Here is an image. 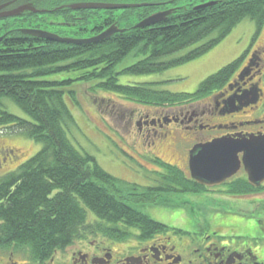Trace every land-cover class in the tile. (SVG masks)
Masks as SVG:
<instances>
[{"label":"trees","instance_id":"16d2710c","mask_svg":"<svg viewBox=\"0 0 264 264\" xmlns=\"http://www.w3.org/2000/svg\"><path fill=\"white\" fill-rule=\"evenodd\" d=\"M18 1L29 2L28 5L37 8L64 3L66 7L54 12L57 14L72 13L69 6L74 3L125 2ZM133 1L151 5L119 10L127 14V19L123 18V14L118 20H141L163 5L178 6L173 5L176 1ZM206 1L209 0H192L187 6H179L177 12L164 23L137 29L130 27L124 33L105 40L101 46L49 42L33 36L8 39L0 44V132L23 134L42 146L35 156L0 180V246L16 243L18 248L32 257L46 259L93 233L124 241L133 237L134 232L130 229H135L139 231L140 239L147 240L170 228L148 215L144 210L146 207L182 208V205L164 201L172 200V196L203 192V187L183 170L161 159L154 160L161 170L154 173L158 176L156 184L145 187L115 178L94 157L80 153L66 132L74 118L63 87L80 82L81 75L86 80H100L97 84L99 88L122 94L124 98L137 103L157 107L194 101L220 90L242 65L249 51L204 80L194 93L158 90L154 83L136 86L119 81V76L152 75L200 58L225 39L245 18L255 23L257 33L263 30L264 0H214L217 3L212 6L195 8ZM138 11H142V14L132 17ZM100 13L109 14L107 18L113 14L110 11L87 10L84 20H91L92 17L104 20ZM109 20L115 19L112 17ZM90 23L93 24V21ZM214 32L218 33L217 38L208 44L186 56L166 60L200 43ZM256 40L257 36L253 42ZM101 47L104 50H99ZM135 50L146 55L144 59L119 73L115 72V68ZM259 52L264 53L260 49ZM66 73H76V76L66 81L53 80V77ZM69 93L76 100L75 92ZM4 98L13 100L29 120L3 108ZM88 211L96 216V222L88 223ZM121 224L125 228H119Z\"/></svg>","mask_w":264,"mask_h":264},{"label":"flooded vegetation","instance_id":"af4514ba","mask_svg":"<svg viewBox=\"0 0 264 264\" xmlns=\"http://www.w3.org/2000/svg\"><path fill=\"white\" fill-rule=\"evenodd\" d=\"M7 3L9 5L2 11H13L28 5L29 2L6 0L0 2V5ZM109 3L143 4V2L129 3L126 0ZM65 7L64 3L52 9L35 7L43 12L31 15L32 12L26 11L21 15L0 18V22L8 27L0 35V44L8 39L30 36L24 32L25 30L51 31L45 23L46 20L85 19L86 11H73L69 14L54 13ZM173 7L174 13L177 12L178 8ZM163 10L160 11L163 12ZM113 11L115 10H110V12ZM11 20L18 22L12 25ZM251 50L239 69L231 75L220 90L212 92L199 101H186L169 107L150 106L155 109L156 115H150L149 112L139 115L136 124L137 134L144 141H148L149 148L155 147L158 140L171 137L170 139L176 140L175 147L178 149V141L182 139L179 133L189 134L185 139L191 144V147L187 149L188 164L185 166L187 172L177 167L190 179L192 176L189 155L196 145L207 144L224 137L264 136L263 53L255 52L252 55ZM139 84L141 83L132 85ZM242 96L251 98L257 96V102L233 112L230 104L233 103L234 107L239 108V100ZM244 115L252 116V118L219 122V120L236 119ZM177 151L180 155L181 152ZM13 156L11 150L0 145V168ZM238 157L241 163L237 172L219 186L208 187L195 181L204 189L202 193L196 195L204 194L215 199L232 198L237 200L238 204H244L245 208L250 207L249 210L242 209L237 222H226L228 223L226 224L223 220H215L210 226L206 225L205 228L193 232L168 226L170 230L154 234L147 240L140 239L139 231L135 229L130 230L134 232L133 237L124 241L93 233L56 251L46 259H36L27 251L18 248L19 245L12 243L0 246V264H264V180L253 185L249 181V174L243 161L244 154L240 153ZM156 159L161 158L155 156L152 163L155 164ZM7 174L0 177L4 178Z\"/></svg>","mask_w":264,"mask_h":264},{"label":"rangeland","instance_id":"374dc122","mask_svg":"<svg viewBox=\"0 0 264 264\" xmlns=\"http://www.w3.org/2000/svg\"><path fill=\"white\" fill-rule=\"evenodd\" d=\"M126 1L134 3L133 0ZM169 1H176L173 5L175 4L178 6H187L190 2L192 3V0H163L162 2L171 3ZM56 6H59V4H49L45 7L52 9ZM173 8L174 7L169 4L163 5L156 9V11L151 12L149 16L160 13V10L163 9V12L172 11V15L174 13ZM123 14L122 11H113V14L108 18L107 16L109 14L100 13V17L104 20H97V17H92L91 20H46L45 23L49 26L48 29L51 30L48 32L55 33L63 38L86 39L97 36H93L94 33H98L99 35L113 25H116V27L124 31L128 30L130 27L137 29L136 26L142 20H134L135 18H131L130 20H118ZM139 14H142V11L133 13L132 17H138ZM126 15H123L124 19H127ZM112 17L115 20H109V18ZM90 21H93V24H91ZM10 22L14 25V23L18 21L11 20ZM105 26H107L105 29L99 30L101 27ZM7 28L8 27L4 25V23L0 22V35H2ZM256 31L257 28L255 23L251 19L245 18L225 39L204 56L161 73L136 77L119 76V81L126 85L152 82L156 84L155 89L172 93L181 94L196 92L199 85L204 80L217 74L250 49H252L250 53L252 55L257 52L258 49L264 51V27L260 33ZM217 35L218 33L214 32L200 43L182 50L166 60L186 56L191 51L216 39ZM255 36H257V40L253 42ZM103 42L104 41L89 45L101 46ZM101 49L104 50L102 47L99 50ZM145 56L146 55L143 53L135 50L131 52L114 71L119 73L124 68H127L128 65L144 59ZM262 58L264 69V53ZM76 71L79 72L80 70ZM75 76L76 73H66L53 77V80L66 81L74 79ZM82 80L83 82H81ZM79 81L80 82L72 83L70 86H64L63 89L66 93V102L74 118V121L66 128V132L69 140L80 153L94 157L96 162L115 178L145 187L154 186L158 177L154 173L161 171L160 167L152 163V159L155 156L187 172L185 168L186 164H188L187 149L191 147V144L187 143L185 139H187L189 134L184 132L179 133L183 140L179 139L178 149L175 147L176 140H173V138L170 139L171 137L169 139L158 140L155 147L149 148L148 141H144L137 134L138 130L136 124L141 113L149 112L150 115H156L157 112L155 109L145 104L128 100L124 98L122 94L97 87V84L100 82L98 79L90 81L86 80L85 76L81 77L80 75ZM95 85L96 88L94 87ZM70 91L75 92L76 100L72 99L69 93ZM204 98L206 97L194 101H199ZM186 101L191 102L192 100ZM2 106L8 112L29 120L27 114L10 98H4ZM166 106L169 107L173 105ZM250 118H252V116L245 117L244 115L236 119L219 120V122L239 121ZM0 145L11 150L14 155L8 159L6 164H2L0 176L15 171L20 165L26 163L30 158L35 156L42 147L41 144L29 139L23 134H7L1 132ZM177 150L181 152L180 155L177 153ZM174 197L175 196H172V200L165 199L164 202L182 205L181 207L184 208L178 209L156 206L146 207L144 210L153 219L162 224L187 232H193L205 228L206 225L210 226L212 221L215 220H223L225 221L224 223L237 222L239 214H242V209H250V207L245 208L244 204H238V201L232 198L215 199L204 194L196 196L179 195L175 197V199ZM96 221V216L91 211H88V223H94ZM130 230L133 231L132 229Z\"/></svg>","mask_w":264,"mask_h":264},{"label":"water","instance_id":"95a60500","mask_svg":"<svg viewBox=\"0 0 264 264\" xmlns=\"http://www.w3.org/2000/svg\"><path fill=\"white\" fill-rule=\"evenodd\" d=\"M215 2H209L198 6L197 8L214 5ZM9 3L0 5V18L8 16H17L29 11L34 14L42 13L31 5H24L13 11H2ZM149 4H113L105 2H81L69 6L72 11L82 10H124L131 8L146 7ZM172 11L156 13L142 20L136 28L151 27L164 23L171 15ZM26 34L38 39H44L49 42H57L73 45H89L100 43L111 38L116 33H123L116 25L109 27L97 36L88 39L63 38L55 33L41 30H25ZM257 96L253 98L242 96L239 100L240 107H234L231 103L232 111L249 107L257 102ZM244 154L243 161L249 174L250 182L256 184L264 180V136L242 137H224L216 139L207 144L196 145L190 152V171L192 178L200 185L215 187L222 184L226 179L232 177L240 167L238 155Z\"/></svg>","mask_w":264,"mask_h":264}]
</instances>
